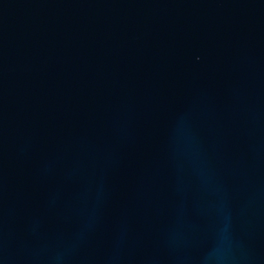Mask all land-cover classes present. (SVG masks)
<instances>
[{
    "label": "water",
    "instance_id": "1",
    "mask_svg": "<svg viewBox=\"0 0 264 264\" xmlns=\"http://www.w3.org/2000/svg\"><path fill=\"white\" fill-rule=\"evenodd\" d=\"M0 264H264V0H0Z\"/></svg>",
    "mask_w": 264,
    "mask_h": 264
}]
</instances>
